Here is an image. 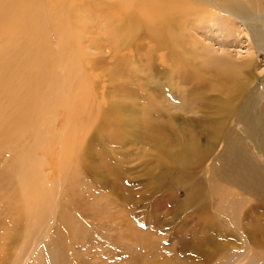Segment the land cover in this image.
I'll list each match as a JSON object with an SVG mask.
<instances>
[{
	"label": "rangeland",
	"instance_id": "rangeland-1",
	"mask_svg": "<svg viewBox=\"0 0 264 264\" xmlns=\"http://www.w3.org/2000/svg\"><path fill=\"white\" fill-rule=\"evenodd\" d=\"M201 2L180 41L166 37L158 50L145 28L115 44L100 26H82L86 108L68 125L59 111L54 123L75 131L74 159L62 177L46 169L60 184L51 215L1 241L0 264H264V48L250 36L255 23ZM92 13L99 24L103 13ZM225 60L250 61L248 73L219 79ZM247 96L248 124L235 108ZM60 212L73 221L70 238L56 228ZM14 216L0 203L2 233Z\"/></svg>",
	"mask_w": 264,
	"mask_h": 264
},
{
	"label": "bare ground",
	"instance_id": "bare-ground-1",
	"mask_svg": "<svg viewBox=\"0 0 264 264\" xmlns=\"http://www.w3.org/2000/svg\"><path fill=\"white\" fill-rule=\"evenodd\" d=\"M208 1L228 18L244 25L247 20L255 23L247 26L250 36L257 51L264 48L262 0H253V14L246 12L247 0ZM202 5L201 0H0V203L6 210H15L13 222H6L4 232L0 231V242L19 234L25 237L51 215L60 186L52 177L57 173L62 177L61 169L74 159L75 131L70 130L67 135L57 132L54 123L59 111L68 115V125L81 118L78 114L86 108L78 103V96L86 93L81 89V85L85 87L81 81L85 57L80 39L86 36L82 26H100V32L115 44L125 43L136 28H145L151 47L162 46L166 37L171 39L168 43L180 41L188 20L200 15ZM100 11L103 15L96 24L92 12ZM168 47L170 60L178 65L172 46ZM250 64L221 61L216 73L219 79L232 81L241 71L248 73ZM60 66L68 77L66 87L61 86V74L54 69ZM226 84L222 82L223 86ZM71 89L79 90L74 100L68 97ZM245 98L248 102L237 103L235 108H242L240 118L248 124L252 121L248 112L253 109L254 97ZM58 107L61 108L56 110ZM256 115L261 117V113ZM55 142L57 147L51 149ZM46 169L53 171L51 182ZM9 185L12 189L8 192ZM59 217L58 232L70 238L73 221L61 212Z\"/></svg>",
	"mask_w": 264,
	"mask_h": 264
}]
</instances>
